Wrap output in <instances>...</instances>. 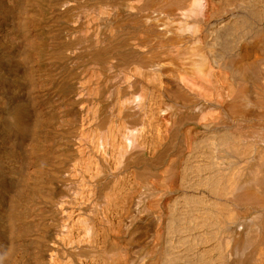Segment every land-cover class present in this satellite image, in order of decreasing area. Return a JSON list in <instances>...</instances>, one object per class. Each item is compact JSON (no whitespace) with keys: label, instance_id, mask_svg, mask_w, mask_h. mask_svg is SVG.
Listing matches in <instances>:
<instances>
[{"label":"bare ground","instance_id":"1","mask_svg":"<svg viewBox=\"0 0 264 264\" xmlns=\"http://www.w3.org/2000/svg\"><path fill=\"white\" fill-rule=\"evenodd\" d=\"M0 17V264H264V0Z\"/></svg>","mask_w":264,"mask_h":264},{"label":"rangeland","instance_id":"2","mask_svg":"<svg viewBox=\"0 0 264 264\" xmlns=\"http://www.w3.org/2000/svg\"><path fill=\"white\" fill-rule=\"evenodd\" d=\"M39 8L40 7H38V6H32V8H31V14H34L36 11H38L39 10ZM34 11V12H33ZM2 20L0 21V41H4V34H6V32H8V30L10 29V24H11V22L9 21V20H6L5 18H2V17H0ZM33 21V20H32ZM8 22V23H7ZM45 23V24H44ZM50 23V21L49 20H43L42 22H41V25H46V24H49ZM2 25V26H1ZM4 25H6V26H4ZM9 26V27H8ZM8 28V29H7ZM35 28V26H34V21L32 22V25H31V27H30V30H29V32L32 34V33H34V29ZM1 33H3V35L1 34ZM2 39V40H1ZM2 69V68H1ZM3 82V81H2ZM0 115H1V112H0Z\"/></svg>","mask_w":264,"mask_h":264}]
</instances>
